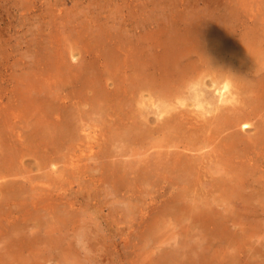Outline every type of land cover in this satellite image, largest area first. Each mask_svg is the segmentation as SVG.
Returning <instances> with one entry per match:
<instances>
[{"label":"bare ground","instance_id":"obj_1","mask_svg":"<svg viewBox=\"0 0 264 264\" xmlns=\"http://www.w3.org/2000/svg\"><path fill=\"white\" fill-rule=\"evenodd\" d=\"M101 1H88L82 27L54 9L1 97L0 264H111L91 251L83 204L100 194L128 225L121 243L135 259L120 264H264L243 246L264 237V29L202 19L129 35L111 15L96 23ZM237 1L264 13V0ZM95 116L106 126L83 135ZM167 215L194 232L145 260Z\"/></svg>","mask_w":264,"mask_h":264},{"label":"rangeland","instance_id":"obj_2","mask_svg":"<svg viewBox=\"0 0 264 264\" xmlns=\"http://www.w3.org/2000/svg\"><path fill=\"white\" fill-rule=\"evenodd\" d=\"M75 1L78 2V5L74 3ZM88 1L89 0H51V1L0 0V101H2V104L4 106L7 105L8 98L7 96H4V98L2 99L1 97L5 95L6 92L8 93V91H10L13 87L17 86L16 84L13 85V82L15 83L14 79H16L18 75L19 76L17 77V79H19L20 77V64L22 61L24 62L27 61L28 54L31 52L30 49L32 48V44L34 43V39L37 36H39L40 32L47 31L46 29H44V27L46 28V24L44 23H46L47 22L46 20L49 19L50 17L49 14L51 15L55 9L56 11L55 13H62L66 17L67 16L72 17V19L76 21V25L80 24V27H82L85 25L82 19H85V14L89 10V8L86 6ZM54 2L57 3V5H52V3ZM99 4H101L100 5L101 8L99 7L94 13V15L97 16L96 23H99L100 20H101L100 22L103 23L104 20L106 19V16L111 15L109 16V18H107L110 20L109 22L111 23V25H112L111 20L113 19L114 21L117 20L116 23L121 25V29H124L123 25H125L127 28L129 27L128 28L129 35L132 34L133 31L132 29H185L190 25L189 22H193L195 25L197 24L200 27H202V25L205 26L208 23V21L211 22L212 24L211 27L213 26H216L213 28L221 27L219 29H222V27L226 29H264V13L261 10L256 9L257 7L254 6V4L252 3L250 4L249 1H244L240 3L237 0H210V2L209 0H204V1L202 0H102L101 3L99 2ZM107 9L109 10L107 11ZM101 12L102 14L103 13L104 14L102 15ZM121 16L122 17L124 16L125 19L124 18L122 19ZM112 17L115 18L112 19ZM202 19H205L204 22ZM122 20H126V21H122ZM80 21L82 23H80ZM53 22L54 20L52 21V24ZM202 22L206 24L204 25L202 24ZM39 23L42 25H40ZM110 23H108V25ZM194 24H191L190 26ZM102 26L104 27V25ZM14 90L16 91L17 89L15 88ZM10 94L12 93L10 92ZM91 116L93 117V115ZM94 118L96 119L97 122L94 119L92 120L93 124L88 122L87 123L88 127L86 128V130L81 131L83 135H85L86 133L88 134L94 129L100 131L102 128H104V126H106L105 123L97 120L98 117L95 116ZM148 139L150 140L151 137L150 138L148 137L146 141H149ZM86 140H89V138H86ZM81 143L84 144L82 147L79 146V149L77 146V150L75 152L76 154H83L84 146H86V144H89L88 141L84 142V138ZM130 145L134 146V143H131ZM126 146L127 144H122V142H117L113 146L114 147L113 150H115L116 148L115 152L116 153L118 152L117 156L119 157L120 153L124 154V150L126 149ZM122 147H124L125 149ZM129 148H131V146ZM70 152H71L70 154L73 153L72 150ZM31 166L34 169V172L36 173L37 171L35 170H37V167H35L33 164H31ZM81 197L82 198L84 197L83 200H86L88 198L85 195V192L81 194ZM108 197L109 195L105 196L104 194H100L98 201L101 199L100 200L101 203L99 202L98 205L97 204L94 205L95 201H93L90 197L87 199V202H83L84 206L87 204L85 208L88 209L87 211L88 217H86V219L89 221V224L91 223L90 227L93 228V231L91 232L92 238H94V236L96 237L94 238L95 242L97 241L99 242V240L102 238L100 240V244L97 242V246H96L97 249L95 250L91 249V251L94 254L97 253V256L100 255L101 258L104 256L105 261H107L108 258L113 259L114 261L111 264H120L121 263L120 260L128 261V259H130L134 255L131 254L129 255V257L127 256V253L125 255V248L122 246L123 244L121 243V239H122L121 231L123 230V228L126 229L128 225L125 221L122 220L121 217L117 218L119 214L121 215V211H119V209H116L117 207L115 209H112V203L109 204L107 201H105L110 199ZM146 198L148 197L146 196ZM139 202L142 203L141 200ZM102 204L104 206L103 209H100L99 211L97 210L96 212L94 208L99 209L100 208L99 205ZM90 210H93V212L95 211L94 214ZM110 211H112V213ZM257 212L254 213L255 217H253L256 221H257L256 218ZM167 216L160 217L159 222L163 224L161 225L162 226L160 230L161 234L159 232L153 233L156 236L163 235L162 238H165L166 242L162 238H161L162 239L161 242H156L155 240L150 239L151 245H149V248L147 249L150 251L151 247L153 246L154 247L153 250L150 251L151 253L148 251L149 256L147 254L145 255V257L147 256L145 260H151L153 255L159 254L163 249H168L169 246L170 248H172L173 246L178 245L180 241L179 239H184L182 238L183 235L181 234V232L185 230H190V231L192 230V229H188L190 228L188 224L190 220L182 221L178 219L176 221V219H173L172 215L168 216L169 218ZM166 218L167 220L165 221ZM174 218H179V217H174ZM97 219H99V222L97 221ZM97 225L98 226L100 225L99 229ZM262 227L264 229L263 225ZM162 230L165 231L166 233L164 232L162 233ZM192 232L194 231L192 230ZM98 235L100 236V238ZM186 237L188 238V236ZM158 240L160 241V239ZM136 243H138L137 240ZM139 243H140V247H139L140 249L139 248L137 249L136 246L134 245L131 250L135 249L136 252L138 253L142 252L141 244L143 243L142 245H144L145 242H139ZM145 245H148V243H145ZM162 246L165 248H163ZM243 246L245 252H247L249 255H251V252H253L255 249H259L258 250L259 253L257 251V254L261 255V253L264 252V237L263 238L252 237L251 240L244 242ZM118 250H120V252H118ZM128 250H130V248L127 249L126 251ZM196 250L197 249L191 251L192 254H195ZM86 251L92 254V252L87 250V248ZM106 251H108V253ZM153 251H155L156 253L154 252L153 254ZM106 255H108L109 257ZM262 256L264 257V253L262 254ZM49 257H50L49 255L46 256V258ZM52 257L54 256L52 255ZM136 258H138V256H136ZM154 258L155 257H153L151 261L155 260ZM131 259H135V256ZM56 260L57 259H55V261H52V258H49L48 260L49 262L46 261V263L55 264V262H57Z\"/></svg>","mask_w":264,"mask_h":264}]
</instances>
